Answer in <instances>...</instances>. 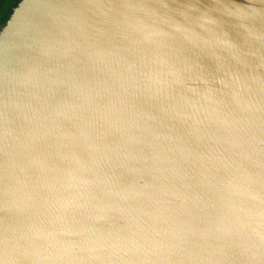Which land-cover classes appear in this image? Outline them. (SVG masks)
I'll list each match as a JSON object with an SVG mask.
<instances>
[{
	"label": "water",
	"instance_id": "95a60500",
	"mask_svg": "<svg viewBox=\"0 0 264 264\" xmlns=\"http://www.w3.org/2000/svg\"><path fill=\"white\" fill-rule=\"evenodd\" d=\"M0 264H264V0H20Z\"/></svg>",
	"mask_w": 264,
	"mask_h": 264
},
{
	"label": "trees",
	"instance_id": "16d2710c",
	"mask_svg": "<svg viewBox=\"0 0 264 264\" xmlns=\"http://www.w3.org/2000/svg\"><path fill=\"white\" fill-rule=\"evenodd\" d=\"M20 0H0V27L5 23Z\"/></svg>",
	"mask_w": 264,
	"mask_h": 264
}]
</instances>
